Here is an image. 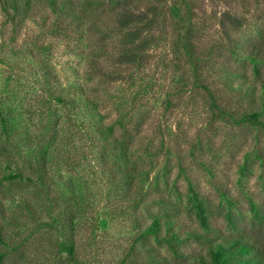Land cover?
Returning <instances> with one entry per match:
<instances>
[{
	"label": "rangeland",
	"instance_id": "rangeland-1",
	"mask_svg": "<svg viewBox=\"0 0 264 264\" xmlns=\"http://www.w3.org/2000/svg\"><path fill=\"white\" fill-rule=\"evenodd\" d=\"M72 1L82 13L79 26L72 23L71 16L55 11L50 0H31L24 20L10 11L13 23L7 22L0 6V45L4 47L0 96L14 114L17 134L8 136L6 145L19 165L27 168L26 159L47 117L39 102L46 95L44 63L75 104L71 109L57 108L61 121L71 120L74 124L81 120L88 125L74 128V146L51 163L53 176L61 182L71 178L77 188L72 198L61 196L54 187L52 209L37 180H5L8 172L0 159V231L4 239L0 242V264H75L59 252V235L48 224L58 211L69 205L79 211L83 204L85 214L78 217L73 237L77 258L85 264H146L144 246L138 243L133 247L134 216L148 224L158 215L175 220L181 232L200 233L179 244V251L187 256L192 253L209 258L214 234L224 238L244 236L264 251V124L254 126L240 121L242 113L251 111L249 98L253 90L258 98L264 82V62L244 57L252 45L260 46L264 55V0H189L196 50L202 56L198 63L200 79L222 98V118L211 111L206 89L194 84L186 62L178 60L173 49L174 26H169L163 45L171 62L168 67L156 65L162 49L149 52L152 65L148 74L156 72L152 74L156 75V89L149 93L144 105H135L139 109L136 114L130 113L133 123L129 125L134 133L132 193L144 195L145 200L136 212L131 211L133 207L127 208L132 205L131 198L112 190L106 177L108 166L98 160L97 154L104 148L110 158L115 154L109 142L80 131H90L89 124L100 120L114 123L119 113L112 98L106 99V92L116 97L130 85L124 81L107 84L104 79L111 69L110 52L119 38L113 19L107 21L113 18L111 6L104 0ZM148 2L135 0L134 8L143 9ZM105 48L110 50L107 54ZM233 48H237L236 54ZM96 58L103 69L101 79L89 64ZM138 86L131 84L127 95L131 96ZM245 94L248 96L242 99ZM167 97L172 103L169 108ZM90 100L97 103H87ZM140 115L142 131L137 134L132 129ZM115 134H122L117 124ZM71 164L73 169H69ZM191 183L205 202L208 229L197 215ZM96 216L107 218L104 227L98 226ZM151 242L167 264H186L187 256L177 255L167 242L159 243L153 238Z\"/></svg>",
	"mask_w": 264,
	"mask_h": 264
},
{
	"label": "trees",
	"instance_id": "trees-1",
	"mask_svg": "<svg viewBox=\"0 0 264 264\" xmlns=\"http://www.w3.org/2000/svg\"><path fill=\"white\" fill-rule=\"evenodd\" d=\"M111 6V13L113 14L114 24L116 25L114 30L117 39V46L110 52L111 55V69L107 71V75L104 78L102 68L97 65V58L91 59L89 64L96 72L95 74L105 79L106 83H117L124 81L128 84H139L137 89L131 96L127 95L130 85L122 92L121 95L113 97L109 92H106V99L113 100L114 109L117 111V118L114 123L106 124L102 120L90 123L89 129L80 130L84 135L94 136L97 135L100 139L108 141L111 149L115 154L110 158L104 151L105 148L98 152V160L103 161L106 164L107 182L111 184V188L114 192H121L123 197L131 198L132 205L127 208L133 209L132 212H136L138 208L145 202L144 195L140 193H132L135 177L133 176V162H131V153L133 152L132 145L134 142V133L129 130V125L133 122L130 120V113L137 112L139 107L136 108V104L144 105L145 100L150 92L155 91L156 82L154 77L156 72L148 74V70L152 65L149 59V52L153 49H162L160 51L159 60L156 65H162L163 69H166L171 63L168 59V54H165V45L169 26H174L176 30V37L173 40L174 52L179 58L178 60H184L187 67L191 69L193 74L194 84L202 86L206 89L207 95L210 100L211 111L222 118L225 112L224 106L221 104V97L219 94L210 90L207 84H203L200 79V71L198 63L202 61V56L196 50V36L194 32V22L192 17V7L189 0H148V6L145 8H134L136 5L135 0H104ZM31 5V0H0L1 9L8 17L7 22L13 23L15 15H22L23 20L26 15L28 6ZM52 8L66 17H72V23H76L77 26L82 23L83 17L80 15L75 4L72 0H65L61 3V0H50ZM13 12L14 16L10 13ZM96 22V20H92ZM97 28V26H93ZM106 29L110 26H105ZM102 30L101 28L99 29ZM101 36H105L101 32ZM104 45H106L104 43ZM163 46V47H162ZM3 44L0 45V58L3 52ZM238 48V47H237ZM236 49H232L235 54ZM100 50L103 49L100 47ZM261 47L252 45L249 54H245L244 57L255 61H263L264 55ZM104 53L107 54L110 50L104 49ZM107 51V52H106ZM241 52V50H240ZM99 56V55H98ZM174 63H176L174 61ZM97 65V66H96ZM43 76L45 75L43 82V89L46 92L45 97L40 101L41 107L44 108L46 113V121L42 123V129L38 135L35 147L32 148L31 155L27 157V168H23L19 165L15 155L11 153L6 145L7 138L10 135L17 134V130L13 123L14 114L10 107H7L3 98L0 96V137L3 140L0 141V159L5 163V170L8 172L4 179L8 181L14 180H37L42 188L46 191V195L50 201L51 209L53 207L54 196L51 195V191L54 187L59 190L61 196L66 197L70 195L75 198L74 194L77 193V188L74 186L73 179H63L61 182L57 177L51 174V163L54 164L56 157L66 152L69 146H74L73 140L75 139L74 128L80 126L81 128L88 127L83 121L76 120L61 121V113L57 108L68 107L73 108L75 104L69 100V91L62 88L59 83L53 78V72L48 64H43ZM147 73V78L145 76ZM234 74V73H233ZM148 75H152L149 77ZM202 76V75H201ZM133 81V83H132ZM186 83V81H185ZM247 83V82H244ZM251 87L254 85L251 84ZM261 94L258 98L254 96V90L252 96L249 98V107L252 106L251 111L241 114L240 121L250 123L254 126L264 124V82L261 86ZM81 95H84L82 93ZM169 96V95H168ZM248 95L245 94L242 99H245ZM91 101V100H90ZM91 105H95L97 102H87ZM169 108L171 106V99L167 97L165 102ZM132 110V111H130ZM43 111V110H42ZM227 114V113H225ZM236 114V113H235ZM40 115L41 111H40ZM234 117L233 114H230ZM142 116H137V121L133 126V131L137 134L142 131ZM69 118V115H68ZM65 119V118H64ZM80 121V124H77ZM67 123V124H65ZM65 124V126H64ZM88 124V123H87ZM119 125L122 129L121 136H116L115 125ZM6 137V139H4ZM65 142V144H64ZM105 144V143H103ZM163 145V144H162ZM164 147V146H163ZM111 162L110 164H108ZM74 164H71L69 169H73ZM29 171V172H28ZM28 173V174H27ZM146 175L147 173L144 172ZM59 181V182H58ZM191 191L194 199V205L197 209V215L204 228H209V218L207 215V209L205 202L201 198L197 189L191 183ZM134 195V196H133ZM82 201H85L82 200ZM161 202L166 203V200ZM85 205L83 204L79 211L74 210L73 206H67L62 212H57L58 215L52 218V223L48 226L56 228L59 235V252L66 254V257L75 264H85L79 261L77 258L76 241L73 237V231L77 226V219L85 214ZM52 214V212L50 213ZM98 219V226L104 227L107 218ZM139 220V223L138 221ZM136 221V222H135ZM135 238L133 247L138 243L142 244L147 253L146 264H167L165 256H159V251L156 246L151 242V238L155 241L167 242L170 248L180 256H187L179 251V244L186 241L190 237L196 236L200 233L196 231H180V226L175 224V220L162 219L160 216H154L150 223L144 222L140 217H133ZM72 235V236H71ZM211 242L208 248L209 258L202 254L193 255L192 253L187 256L184 261L186 264H264V251L255 243L249 241L244 236H235L230 238H224L221 235L214 234L211 236ZM3 234L0 231V242H3ZM133 248L130 249L129 255H132Z\"/></svg>",
	"mask_w": 264,
	"mask_h": 264
}]
</instances>
